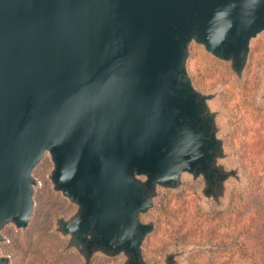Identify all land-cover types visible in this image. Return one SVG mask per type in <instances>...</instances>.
Listing matches in <instances>:
<instances>
[{
    "label": "water",
    "instance_id": "95a60500",
    "mask_svg": "<svg viewBox=\"0 0 264 264\" xmlns=\"http://www.w3.org/2000/svg\"><path fill=\"white\" fill-rule=\"evenodd\" d=\"M262 33L264 0H0V245L5 227H29L45 157L75 206L55 231L84 264H148L155 223L142 217L186 180L225 208L244 176L220 89L199 88L188 59L198 46L242 83ZM259 75L264 104V60Z\"/></svg>",
    "mask_w": 264,
    "mask_h": 264
},
{
    "label": "rangeland",
    "instance_id": "374dc122",
    "mask_svg": "<svg viewBox=\"0 0 264 264\" xmlns=\"http://www.w3.org/2000/svg\"><path fill=\"white\" fill-rule=\"evenodd\" d=\"M264 60V33L252 43L245 79L238 83L229 68L192 46L189 72L203 90L220 89L219 103L225 109V137L232 160L241 168L244 181L232 184L230 200L223 209L204 204L200 183L184 182L181 191L162 193L142 220L155 228L143 244L148 264L169 254L177 264H264V104L257 101L259 75ZM48 157L35 168L34 214L21 232L5 227L0 245L12 264H84L74 251L64 248L66 239L55 231V219L68 217L75 206L55 192L48 179ZM122 257L95 254L90 264H121Z\"/></svg>",
    "mask_w": 264,
    "mask_h": 264
}]
</instances>
